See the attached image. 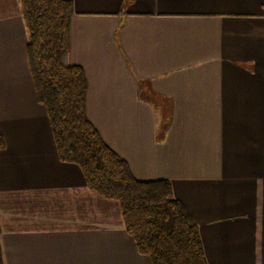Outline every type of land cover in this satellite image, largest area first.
<instances>
[{
    "label": "crops",
    "instance_id": "0c3cea01",
    "mask_svg": "<svg viewBox=\"0 0 264 264\" xmlns=\"http://www.w3.org/2000/svg\"><path fill=\"white\" fill-rule=\"evenodd\" d=\"M86 115L140 182L169 181L208 264H264V0H73ZM19 0H0L4 264H151L116 202L59 160Z\"/></svg>",
    "mask_w": 264,
    "mask_h": 264
},
{
    "label": "trees",
    "instance_id": "16d2710c",
    "mask_svg": "<svg viewBox=\"0 0 264 264\" xmlns=\"http://www.w3.org/2000/svg\"><path fill=\"white\" fill-rule=\"evenodd\" d=\"M19 3L27 29L29 72L37 101L46 109L59 160L77 165L91 191L119 205L127 235L151 264H208L197 225L173 197L171 183L136 180L89 122L85 74L67 63L73 0ZM4 148L0 131V151Z\"/></svg>",
    "mask_w": 264,
    "mask_h": 264
}]
</instances>
